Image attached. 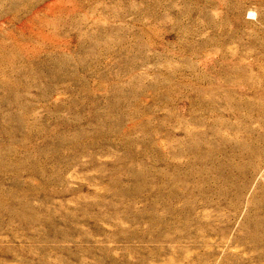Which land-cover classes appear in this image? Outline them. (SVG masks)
<instances>
[{"label": "rangeland", "instance_id": "374dc122", "mask_svg": "<svg viewBox=\"0 0 264 264\" xmlns=\"http://www.w3.org/2000/svg\"><path fill=\"white\" fill-rule=\"evenodd\" d=\"M0 264H264V0H0Z\"/></svg>", "mask_w": 264, "mask_h": 264}]
</instances>
